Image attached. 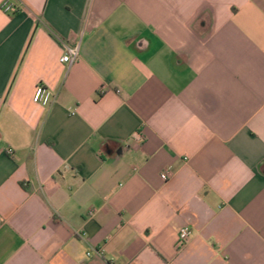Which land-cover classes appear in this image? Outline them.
Returning <instances> with one entry per match:
<instances>
[{"label":"crops","instance_id":"1","mask_svg":"<svg viewBox=\"0 0 264 264\" xmlns=\"http://www.w3.org/2000/svg\"><path fill=\"white\" fill-rule=\"evenodd\" d=\"M0 264H264V0H0Z\"/></svg>","mask_w":264,"mask_h":264},{"label":"built area","instance_id":"2","mask_svg":"<svg viewBox=\"0 0 264 264\" xmlns=\"http://www.w3.org/2000/svg\"><path fill=\"white\" fill-rule=\"evenodd\" d=\"M59 43L62 45V47L64 49V56L61 58L60 61L64 64H67L70 66L71 64L74 63V61L78 57L79 43H77L73 47L66 46L61 41H59ZM53 101H54V95L51 92V90H49L48 88H46L45 86H43L41 84H39L35 87L33 95H32V102L34 104H37V105H40L43 107H48ZM160 178L163 181L167 180V174H165V173L162 174L160 176ZM190 234H191V231L188 227H183L180 229L179 236H178L179 246H183L187 242ZM94 253L98 257L103 258V254H102L101 250H94ZM90 256H91V252L87 253V257H90Z\"/></svg>","mask_w":264,"mask_h":264}]
</instances>
